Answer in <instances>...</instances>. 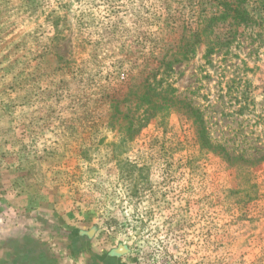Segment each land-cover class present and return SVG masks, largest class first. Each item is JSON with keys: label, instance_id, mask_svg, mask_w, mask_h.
Wrapping results in <instances>:
<instances>
[{"label": "rangeland", "instance_id": "obj_1", "mask_svg": "<svg viewBox=\"0 0 264 264\" xmlns=\"http://www.w3.org/2000/svg\"><path fill=\"white\" fill-rule=\"evenodd\" d=\"M188 3L0 0V148L127 262L264 264V0L214 29L219 50L162 70L173 105L144 119L142 70L195 19Z\"/></svg>", "mask_w": 264, "mask_h": 264}, {"label": "crops", "instance_id": "obj_2", "mask_svg": "<svg viewBox=\"0 0 264 264\" xmlns=\"http://www.w3.org/2000/svg\"><path fill=\"white\" fill-rule=\"evenodd\" d=\"M2 151L0 264H132L125 245L97 246V234L74 225L16 154Z\"/></svg>", "mask_w": 264, "mask_h": 264}, {"label": "trees", "instance_id": "obj_3", "mask_svg": "<svg viewBox=\"0 0 264 264\" xmlns=\"http://www.w3.org/2000/svg\"><path fill=\"white\" fill-rule=\"evenodd\" d=\"M248 0H189L188 5L193 10L195 19H187L181 15L180 20L181 34L174 45V49L166 51L153 68H144L142 72H147L144 77L145 83L142 85L143 93L140 96L141 104L147 105L145 110V120L149 118L151 112L167 110L173 105L171 94L173 89L171 84L166 85L163 80L164 76L157 78L167 71L173 69L174 64L186 61L193 57L196 47L200 43L206 45V54L211 55L219 50L223 44L217 36H214V29L220 24H248L252 22V17L244 4ZM214 5V11L208 12L207 3ZM184 5H181V11ZM166 8H169L168 6ZM177 25V23L175 24ZM194 25V27L192 26ZM189 32V33H188ZM163 72L161 73V71ZM153 98L155 100H153ZM187 112L197 123V134L203 145L210 147L211 144L207 137L204 121L197 110L186 106ZM130 131L136 129L131 125Z\"/></svg>", "mask_w": 264, "mask_h": 264}]
</instances>
